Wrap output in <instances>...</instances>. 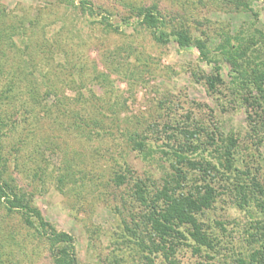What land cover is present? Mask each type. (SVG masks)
Returning a JSON list of instances; mask_svg holds the SVG:
<instances>
[{"label": "rangeland", "instance_id": "rangeland-1", "mask_svg": "<svg viewBox=\"0 0 264 264\" xmlns=\"http://www.w3.org/2000/svg\"><path fill=\"white\" fill-rule=\"evenodd\" d=\"M89 1L104 10L102 14H83L81 0H0V9L6 13L0 27H14L8 31L11 42L16 44H8L6 50V76L12 73L13 62L24 45L22 39L39 42L33 48L37 53L36 68L30 67L31 73L15 87L16 95L7 98L0 94L6 178L33 198L48 221L75 237L80 264H145L146 253H137L133 243L127 248L121 235L130 236L135 225L133 217L138 219L144 212L134 195L135 181L149 177L162 185V177L170 170V161L160 148L168 150L166 142L178 148L179 139H169L173 132L183 127L199 129L200 139L194 143L200 148L193 157L213 162H218L216 158L222 152H218L222 138L234 133L241 143L236 165L246 168L248 162V166L260 167L259 179L264 184V141L259 142L260 135L252 137L243 96L224 85L212 91L205 83L221 56L217 46L226 31L233 36L242 31L243 42L250 46V60L264 62V0H130L157 4L168 28L183 26L194 36H209L212 62L203 60L195 46L181 48L175 41L156 42L149 30L128 19L124 0ZM104 16L119 27L117 32L102 24ZM25 17L31 22L20 36L15 27L19 28ZM253 32L256 44L251 42ZM219 58L223 79L229 83L232 65ZM62 60L69 63L61 65ZM46 71L48 77L39 84L41 73ZM6 81L1 79L0 92L2 86H7ZM34 84L40 85L39 101L45 99L48 87L53 91L46 104L37 101L39 108L30 114L29 88ZM56 96L62 102H73L71 108L80 109L82 114L99 119L117 117L120 128L137 126L141 131L145 123L157 124L158 128L168 123L174 128L160 135L150 131L148 142L153 144L154 152L144 159L125 146L124 135L108 134L104 139L94 137L89 141L68 127V121L56 123L54 107L50 109L53 115H46V108L57 100ZM110 104L112 110L105 111ZM137 120L143 124H137ZM90 167L105 173L104 182L115 171L127 167L129 183L107 190L89 181L92 173L83 177V170ZM66 171L61 182L59 177ZM146 182L150 186V181ZM218 190L225 193L219 194L202 219L214 233L231 242L225 243L228 249L210 260L212 252L208 257L181 244L169 258L156 257L155 264H231L230 246L239 243L242 232L259 213L254 202L248 209L238 208L227 189ZM218 223L223 224L227 234L235 235L234 243ZM0 255V264H55L48 241L35 234L19 214L8 213L1 204Z\"/></svg>", "mask_w": 264, "mask_h": 264}, {"label": "trees", "instance_id": "trees-1", "mask_svg": "<svg viewBox=\"0 0 264 264\" xmlns=\"http://www.w3.org/2000/svg\"><path fill=\"white\" fill-rule=\"evenodd\" d=\"M124 4L129 10L128 19L132 18L137 26L149 30L156 42L168 44L175 41L181 48L195 46L203 60L213 61L214 58L211 57L209 50V36H194L189 29L183 26L168 28L167 20L157 4H136L130 0L127 2L124 0ZM79 6L82 13L88 16L99 15L104 11L89 0H81ZM4 10L0 9L1 21L3 16L6 15ZM21 20L18 25L19 28L15 27L17 31L19 29L21 34H18L20 36L23 35L26 24L31 22L26 17ZM102 24L112 31L117 32L119 29L106 16L103 17ZM10 29L13 30L14 27L10 28L6 25L4 28L0 27V82L3 77L8 80L4 82L7 86H2L0 94H5L7 98L16 95L15 89L17 88L15 87L31 73H29L30 67L36 68L38 63V60H36L37 53L33 48L39 43L34 40L22 39L24 45L22 49L20 48L16 61L13 62L12 73L6 76L7 72L4 67L8 65L9 61L6 53L8 44H11L12 47L16 46L11 42ZM241 32L239 31L234 36L229 31L224 32L226 36L222 38V42L217 46L221 54L219 57L222 60L229 61L232 65L233 74L230 82L226 83L223 79L222 67L219 64L220 58L218 57L216 59L217 64L213 67L212 73L206 76L205 83L212 91H216L220 85H224L232 92L241 97L243 96L242 103L247 107L248 123L254 134L252 137L260 135L258 140L261 143L264 141V135L261 133L264 132V62L257 63L255 60H250L248 57L250 46L243 42ZM255 37L256 32H253L251 37L253 44L257 43L254 40ZM64 62L69 63V61L62 60L60 61L61 65ZM41 75L42 79L39 84L49 74L46 71ZM39 84H34L29 88L31 92L30 114H33L39 108L37 103L40 94ZM52 91V88L48 87L44 96L45 99L42 98L39 102L46 104V98L51 96ZM65 98L69 100V97L65 96ZM75 102L78 101L75 100ZM71 103L73 104V102H62L57 98L56 101L51 102L49 108H46L48 109L46 115H53L50 113V109L54 107L56 113L54 121L56 123H64L63 119L68 121V127L80 132L89 141L94 137L104 139L105 136L109 135H124L125 146L131 147V151L142 155L144 159L150 156L152 151L154 152L153 144L148 142L150 131L160 135L162 131L165 130L166 133V130L168 132L173 127L166 123L165 127H160V129L157 124L144 122L146 126L141 131L137 126L135 129L130 128L128 125L120 128L121 124L117 117L115 119L106 116L107 118L99 119L94 117L93 114L85 115L81 113L80 109L71 108ZM112 107V104L108 105L105 111H111ZM98 110L102 111L101 109ZM2 123H4V120L0 122V204L6 208L8 213L19 214L23 222L35 234L48 241L49 250L55 264H80L76 253L75 237L66 231L59 230L48 221L41 209L34 205L33 198L29 197L25 190L16 185L13 180L6 178L7 161L1 150ZM139 123L142 125L143 121L137 120V124ZM198 130L183 127L178 133L173 132V135H169L170 141L179 139L178 148L174 144H169L170 142H166L169 147L168 150L160 148L158 145L160 152L166 153L167 159L170 161V170L165 172L162 177V185L159 184V181H153L149 177L146 180L137 179L135 181L134 195L136 200L142 204L144 212L138 219L133 217L134 230H132L130 236L122 234L121 237L124 238L122 242L125 243L127 248L130 247L128 244L133 243L135 247H132V249L136 250L137 253L140 251L141 253L145 252V264H155V258L159 255H165L169 258V256L174 255L176 248L181 244L192 247L195 253H204L208 257L212 252L210 260H215L213 255L228 249L225 243L229 244L230 241L214 233L213 227L206 225L202 216L212 208L219 194L225 193L218 190L219 187H222L224 190L227 189L226 191L229 192L232 201L238 208L248 209L251 203L254 202V207L257 208L259 213V217H256L249 227L242 232L239 243L230 246L229 250L233 259L230 263L264 264V184L259 179L260 167L248 166V162L245 164L246 168H240L236 165L240 161L237 154L240 151L241 143L234 133L222 138V144L219 146L218 151L221 152L222 150V152L220 157L216 158L218 162L206 158H203V160L194 158L193 153H198L200 148L199 144L194 143L197 138L200 139ZM146 131H148V134H145ZM211 139L214 143L215 137L212 136ZM127 167L115 171L106 182L103 180L105 173L99 174L93 171L91 167L90 170H83L85 172L83 177H85V174L88 176L92 173L89 181L91 180L99 186L108 187L107 190L110 187L120 188L129 183L127 175L130 169ZM67 174V171L61 174L59 180L63 182ZM146 181H150L151 188ZM108 192L110 193V191ZM218 225L223 228L225 236L234 243L235 235L232 233L227 234V230L222 223H218ZM123 255L124 252L121 253V259Z\"/></svg>", "mask_w": 264, "mask_h": 264}]
</instances>
